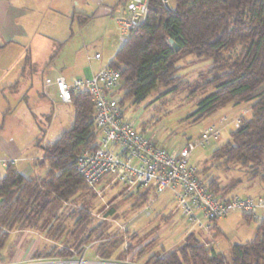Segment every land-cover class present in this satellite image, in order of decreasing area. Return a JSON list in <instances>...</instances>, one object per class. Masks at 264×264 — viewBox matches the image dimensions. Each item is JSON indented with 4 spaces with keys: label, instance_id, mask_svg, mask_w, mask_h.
Masks as SVG:
<instances>
[{
    "label": "trees",
    "instance_id": "obj_1",
    "mask_svg": "<svg viewBox=\"0 0 264 264\" xmlns=\"http://www.w3.org/2000/svg\"><path fill=\"white\" fill-rule=\"evenodd\" d=\"M174 3V7H167L163 0H150L146 20L131 30L112 59L110 65L121 71L119 88L125 89L119 102L122 106L127 99L140 102L158 88L167 87V92L173 94L185 89H191V94L211 89L197 101L190 115L196 122L229 104H251V115L230 131L231 139L217 148L210 159L225 168L230 164L250 167V178L264 184V0ZM169 39L179 45L178 50ZM238 48L241 50L237 51ZM188 55L211 59L212 77L194 85L179 75L178 62ZM71 103L75 108L72 128L52 144L43 146L42 157L35 161L36 166L46 169L45 173L28 178L9 163L0 176V256L12 232L37 227L53 201L65 203L85 189H93L77 171L74 159L82 150L98 146L92 118L94 102L91 93L83 91L74 93ZM208 181L218 193L233 195L236 184L222 185L210 175ZM138 195L133 198L136 204L144 205L149 200V192ZM116 209L112 207L108 215ZM79 214L78 223L83 225L89 220V209L82 207ZM242 216L257 223L256 234L250 242L233 245L229 257L190 232L182 245L165 255H151L147 264H264V219ZM52 230L53 227L48 232ZM217 233L222 234L219 230ZM88 242L85 238L76 248L54 246L45 257L72 258ZM119 245L118 239L103 242L98 253L109 259L110 249ZM147 246L135 250L130 244L124 252L142 256ZM39 257L42 258L41 254Z\"/></svg>",
    "mask_w": 264,
    "mask_h": 264
},
{
    "label": "rangeland",
    "instance_id": "obj_2",
    "mask_svg": "<svg viewBox=\"0 0 264 264\" xmlns=\"http://www.w3.org/2000/svg\"><path fill=\"white\" fill-rule=\"evenodd\" d=\"M168 2L170 7H174V0H168ZM126 14L129 15L127 10ZM50 44L53 45V48L59 46V42H51ZM88 45L81 46L74 54H71L67 49L63 52L60 51L52 62H49V54L42 50L41 55L36 58V61L42 64L39 76L35 77L37 79L36 84L38 80L42 83V79H45L44 83L48 79L54 80L58 75L65 76L67 80L75 77L85 78L87 73L99 64L93 60V49L95 48L90 47L96 43ZM240 50L241 48L237 49V51ZM178 66L180 67L178 74L194 85L204 83L212 77L209 69L213 66V62L209 58L199 59L194 55H188L178 62ZM167 91V87L154 89L140 102L135 103L133 100L127 99L123 107L126 117L134 120L139 128L143 129L150 126L153 130L159 131V135L163 138H167V141L170 139L168 136H175L176 140L170 144V148L182 146L188 141H195L203 127L219 123L223 116L232 118L241 114L242 108L251 111V104L235 106L229 104L205 119L196 122L195 117H190V115L196 109L197 101L211 89L207 92L199 91L196 94H191V89H185L179 94L168 93ZM38 93H41L40 89ZM124 93L125 89L119 88L115 97L121 99ZM18 94L23 96V94H27V91L19 90ZM41 96L36 103H31V101L27 105L19 102L11 103L12 133L25 136L30 131L36 130L40 132V138L47 133L49 122L43 113L45 110H49L52 102L48 97ZM52 98L56 100V113L61 114V110H65L66 115L62 121L58 118L59 131L55 127L49 131L47 135L49 142L54 141V137H60L64 131L73 126L75 113L72 103L63 105L54 96ZM61 105L65 106V109L59 110ZM234 129L235 127L230 124L222 130L220 138L212 139L205 145L197 146L189 155V163L200 168L202 176L207 170L206 175L217 177L222 185L236 184L231 192L233 195L241 197L264 195V184L250 178V167L230 164L228 168H225V166H218V161L210 159L217 148L231 139L230 131ZM50 132L51 136H49ZM37 143L36 140L29 149L30 152L39 150ZM138 196V194L128 192L113 183H102L96 189H85L68 202L63 203L55 200L40 224L35 228L26 229L33 233L36 232L37 236L40 237L38 248L29 260L21 262L14 260L21 249L16 244L19 234L14 232L6 246L1 250L0 264H65L68 261L80 262L82 257L88 261L87 264H147L151 255H165L182 245L189 232H195L202 243L215 245L217 250L229 257L233 245L250 242L255 237L257 223L246 221L240 213L230 214L226 219L224 218L219 222L227 237L223 236L225 240L219 242L218 239L222 237V234L216 233L215 237L211 238L208 234L200 231L197 226L190 224L187 218L181 216L177 211L172 190L167 189L161 195L159 194L156 199L153 197L154 199L151 200L149 196L147 201L151 202L149 214L144 210L147 202L144 205L135 203L133 198ZM53 198L50 196V199ZM82 207L89 209L90 217L85 224L79 225V211ZM112 207L117 208L116 212L108 215ZM52 227L53 230L49 233L48 230ZM85 238L89 239L88 244H84L80 248L81 253L75 254L72 258L45 257L54 246L59 248L73 246L76 248ZM115 239L119 240L120 245L114 250L110 249L111 256L109 259L102 258L98 253L99 245ZM29 244L30 241H27L22 246L23 250H26ZM130 244L135 247V250L147 244L149 246L146 247L142 256L133 253L126 255L124 250ZM39 254L42 258L39 257Z\"/></svg>",
    "mask_w": 264,
    "mask_h": 264
},
{
    "label": "built area",
    "instance_id": "obj_3",
    "mask_svg": "<svg viewBox=\"0 0 264 264\" xmlns=\"http://www.w3.org/2000/svg\"><path fill=\"white\" fill-rule=\"evenodd\" d=\"M149 2L126 1L125 9L129 16L122 22L125 29L121 36L122 44L128 40L131 30L146 20ZM137 16H140L139 22L136 21ZM94 57L99 59L101 54L96 53ZM110 63L89 78L67 80L58 76L45 83V87L56 86L60 99L66 103L72 101L76 92L88 91L92 95V118L98 146L82 150L74 159L85 183L95 189L102 183H113L134 194L149 192L151 197L170 189L181 216L211 238L217 233L216 222L230 214L242 213L258 220L264 219V195H222L211 188L208 176H202L200 168L191 165L188 160L197 146L220 138L222 130L228 125L239 127L251 115L250 109L242 108L241 114L232 118L223 116L219 123L203 127L195 141L170 148L176 140L175 136H168L170 139L167 141L159 135V131L150 126L141 129L134 120L126 117L124 107L115 97V91L122 82L121 71ZM150 207L151 202H147L144 208L147 214ZM224 240L223 235L218 239L219 242ZM87 262L82 257L80 262L68 261L65 264Z\"/></svg>",
    "mask_w": 264,
    "mask_h": 264
},
{
    "label": "crops",
    "instance_id": "obj_4",
    "mask_svg": "<svg viewBox=\"0 0 264 264\" xmlns=\"http://www.w3.org/2000/svg\"><path fill=\"white\" fill-rule=\"evenodd\" d=\"M126 1L0 0V176L5 174L9 163H13L28 178L43 175L46 169L36 166L35 161L42 157L43 146L52 144L58 138L54 137L51 142L47 138L52 127L60 130L58 118L60 121L65 119L66 112L61 110L65 106L61 105L59 108L61 114L56 113V100L52 96L63 105L66 104L60 99L56 86L45 87V79H42V83L38 80L36 84L35 77L39 76L42 68V64L36 61L37 56L44 50L49 54V62H52L60 51L67 49L74 54L81 46L96 43L90 47L95 48L93 60L99 64L85 78L91 77L106 67L122 46L121 36L125 32L122 22L129 16L126 14ZM51 42H59V46L53 48ZM96 53H100L101 58H95ZM19 90H26L27 94L19 96ZM41 95L52 102L49 110L43 113L49 122L47 133L41 138L40 132L36 130L25 136L12 133L11 103H36ZM39 126L43 130L40 124ZM36 140L41 141L40 145L37 143L39 150L30 152L29 149ZM158 196L153 197L156 199ZM153 197L150 195V199H154ZM222 219L216 222V227L227 238L219 224ZM199 230L205 233L204 230ZM14 232L19 234L16 244L21 248L14 260H29L38 248L40 237L36 232L26 229L12 233ZM27 241L30 244L23 250L22 246Z\"/></svg>",
    "mask_w": 264,
    "mask_h": 264
},
{
    "label": "water",
    "instance_id": "obj_5",
    "mask_svg": "<svg viewBox=\"0 0 264 264\" xmlns=\"http://www.w3.org/2000/svg\"><path fill=\"white\" fill-rule=\"evenodd\" d=\"M163 1L165 2L167 7H170L168 0H163ZM139 20H140V16H137L136 21L139 22ZM169 43L170 44H174L173 39H169ZM174 47H175L176 50L179 49V45L178 44H174Z\"/></svg>",
    "mask_w": 264,
    "mask_h": 264
}]
</instances>
